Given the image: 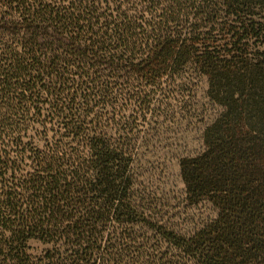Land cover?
<instances>
[{
  "label": "trees",
  "instance_id": "1",
  "mask_svg": "<svg viewBox=\"0 0 264 264\" xmlns=\"http://www.w3.org/2000/svg\"><path fill=\"white\" fill-rule=\"evenodd\" d=\"M168 1L0 0L3 32L19 28L0 50V264H264V0ZM190 71L220 111L180 178L216 217L176 237L132 191L116 100L149 113L159 81Z\"/></svg>",
  "mask_w": 264,
  "mask_h": 264
},
{
  "label": "rangeland",
  "instance_id": "2",
  "mask_svg": "<svg viewBox=\"0 0 264 264\" xmlns=\"http://www.w3.org/2000/svg\"><path fill=\"white\" fill-rule=\"evenodd\" d=\"M163 5L168 7L169 1L162 0ZM2 27H4L3 22H0V50L14 46L15 33L19 29L12 26L14 34L10 35L3 32ZM47 43L50 41L48 40ZM50 47L52 48L51 44L45 46L47 50ZM120 77L124 80L116 82L118 89L130 90L129 93L132 94L136 88L141 87L140 83L134 80L135 77L132 79V76L124 73ZM160 82L164 94L159 96L160 92L157 89L158 94L154 93L151 96L155 107L151 106L149 113L138 112L134 108L133 101L125 103V97L118 96L116 100L118 133L115 139L124 151L126 147L128 149L124 157L131 163L132 191L137 192L136 197L138 201H142L141 206L149 209L150 221L158 222L167 229L166 231H174L176 237H186L185 235L194 227L215 218L216 211L207 202L197 206L188 204L180 178L179 161L185 157L196 156L202 151L203 130L219 113L220 108L208 100L204 83L193 71L187 74L175 73L172 77H164ZM149 99L146 98V101ZM159 103H163V106L156 110ZM136 116L139 118L131 126L132 132L130 134L123 132L121 124L128 117L133 121ZM38 129L41 130L37 126L30 129L29 136L35 135ZM42 147L43 142L37 136L27 140V148L32 151H40ZM26 163L29 164L30 161ZM108 228L104 230L107 231ZM127 228L128 232L138 234L137 237H159L141 224ZM117 229V232L123 230V228ZM26 247L27 253L34 258H38L46 248L37 240H30Z\"/></svg>",
  "mask_w": 264,
  "mask_h": 264
}]
</instances>
